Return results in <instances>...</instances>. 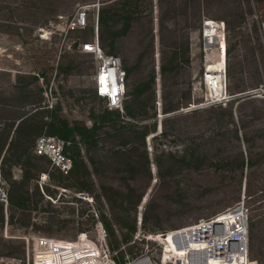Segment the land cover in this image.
<instances>
[{"label": "rangeland", "instance_id": "rangeland-1", "mask_svg": "<svg viewBox=\"0 0 264 264\" xmlns=\"http://www.w3.org/2000/svg\"><path fill=\"white\" fill-rule=\"evenodd\" d=\"M86 3L99 4L103 25L95 6L86 28L67 29ZM208 19L225 35L235 96L192 106L206 92L204 60L215 51L207 39L218 38L206 35ZM95 34L130 68L120 110L127 102L131 114L81 144L87 190L45 155L31 159L38 169L31 167L27 181L12 154L0 160V185L8 190L0 253L21 255L25 236L46 235L85 239L112 257L122 251L129 264L143 256L148 264H175L162 261L161 233L244 199L257 221L250 255L264 264V0H0V132L13 134L21 116L33 128L52 109L93 123L106 104L95 90V60L78 43ZM75 150L69 143L67 154Z\"/></svg>", "mask_w": 264, "mask_h": 264}, {"label": "built area", "instance_id": "built-area-1", "mask_svg": "<svg viewBox=\"0 0 264 264\" xmlns=\"http://www.w3.org/2000/svg\"><path fill=\"white\" fill-rule=\"evenodd\" d=\"M95 6L98 14L99 4L78 5L67 24V29L86 28L89 24L90 12ZM207 21L205 24L211 25ZM44 30L41 28V31ZM219 35L225 40L224 49L217 39L212 42L214 40L208 38L207 43L209 41V45L215 47V51L207 50L206 55L210 58L215 55L216 61L224 58V64L218 66L217 71L205 67L203 74L205 96L200 102L191 104L192 106L208 107L226 104L235 96L228 88L225 35L223 32ZM78 48L93 56L95 60L96 71L93 78L97 94L105 99L109 108H122L126 93L127 71L121 56L105 51L98 34L79 41ZM45 106L52 107L53 101ZM34 151L49 157L61 172L68 173L73 165L71 156L65 150V141L58 135L47 133L39 135ZM0 201L8 203V190L2 185H0ZM250 215V207L244 199H241L212 216L160 235L163 242L173 235L178 245L187 246L191 261L197 264L210 263L211 259L216 261L214 264H258V261L250 255ZM110 251L85 239L67 240L46 235H30L25 236L23 254L0 253V264H116ZM142 258H136L133 262ZM171 259L176 263L172 256L168 257V260ZM129 263L128 261L127 264Z\"/></svg>", "mask_w": 264, "mask_h": 264}, {"label": "trees", "instance_id": "trees-1", "mask_svg": "<svg viewBox=\"0 0 264 264\" xmlns=\"http://www.w3.org/2000/svg\"><path fill=\"white\" fill-rule=\"evenodd\" d=\"M127 1L128 0H124V2H127ZM105 19L106 18L103 14V10H100L99 22L102 25ZM122 62H123V66L126 68L127 77H128V74L130 73V68L126 65L124 61ZM126 91H127V81H126ZM97 95L100 96L99 94ZM139 96H140V92H137L135 101L139 98ZM100 97L103 98L102 96ZM130 107L131 105L129 103L127 102L124 103L125 110L124 112H122L120 109H122L123 107L122 108L120 107L109 108L106 104V107L101 112L94 113L92 115L93 123L91 125L82 123L79 120H70L62 116L61 114H59L56 111V109L51 110L50 120H44L41 118L39 119L38 122H36L33 128L30 125L32 121L31 117L21 116V118L19 119L16 125V128L13 134H11V131L0 132V160L1 162H5V160L8 159V156L12 154L11 156L15 157L14 163H19L22 166L23 165L25 166L24 181L29 180L34 175L31 167L38 169V165L31 164V159L39 155L35 151H34L35 153H32L31 147L35 146L37 136L43 130L44 126L48 125L49 129L47 133L52 134V135H58L59 137H61L65 141L66 152H67V146L69 143L73 142L75 144L76 150L74 154H72L71 156L73 165L69 171V175L77 183H80V186L83 189L87 190L88 187L84 186V184H82L81 182L82 177H84V175H86V173L89 172L87 162H85L84 159L81 158V144L87 146V144L97 141V134L104 125L112 123V125L115 126L116 122H112V121H118V120L126 121L127 120L126 116L128 114H131ZM147 133H148V128L143 129L141 137L145 139ZM10 135H11V139L9 141ZM7 144H8V147H6ZM4 150H5V153L3 155ZM11 199L13 201V198ZM0 203H3V202L0 201ZM101 219L105 223L106 227L108 229H111L108 224V221L106 220V216L104 213L102 214ZM256 224H257V221L253 220L252 212H251L249 245L253 244V242L251 243L250 240L252 241L255 240V237L257 235L256 230H255ZM125 239H128V236H126ZM111 245L112 247H115L113 243H111ZM114 258L117 264L127 263L128 260L130 259V257L125 256V254L122 251H120V256L114 254Z\"/></svg>", "mask_w": 264, "mask_h": 264}, {"label": "bare ground", "instance_id": "bare-ground-1", "mask_svg": "<svg viewBox=\"0 0 264 264\" xmlns=\"http://www.w3.org/2000/svg\"><path fill=\"white\" fill-rule=\"evenodd\" d=\"M207 22L211 24V25H207V33H206L207 36L211 38H214V36L218 37L217 40L219 42V45L224 49L225 40L221 37V35L217 33L216 25L213 23L214 21L208 19ZM208 44H210L209 41ZM222 56L224 57V54ZM223 64H224V58L223 59L220 58V60L215 61L210 57H207L204 60L205 67H207L208 70H212V71H217L218 66L220 65L223 66ZM163 243H164L163 246L164 254L161 255L162 261H165L168 259V257L172 256L173 259H175L176 262L175 264H197L191 261L190 250L187 249V246L178 245L173 235H171L168 239L164 240ZM177 248H179V251H177L178 250ZM178 256H182V257L178 258ZM147 263H148L147 257H143L142 259L133 262V264H147ZM214 263H216V261L211 259L210 263L207 262L206 264H214Z\"/></svg>", "mask_w": 264, "mask_h": 264}]
</instances>
